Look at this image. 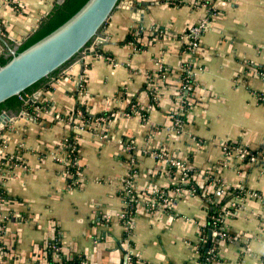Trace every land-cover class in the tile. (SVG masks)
I'll return each mask as SVG.
<instances>
[{
	"label": "crops",
	"instance_id": "obj_1",
	"mask_svg": "<svg viewBox=\"0 0 264 264\" xmlns=\"http://www.w3.org/2000/svg\"><path fill=\"white\" fill-rule=\"evenodd\" d=\"M123 1L132 4L113 11L99 52L85 54L82 69L73 62L34 92L48 111H21L0 129V155L18 161L0 169L6 195L0 213L7 215H0V264H45L52 241L60 244L59 253L80 256L85 264H128V256L137 264H200L196 245L208 203L184 192L169 209H152V191L166 190L175 175L167 162L145 152L148 147L185 162L200 187L211 173L224 185L246 188L224 218L231 240L218 244L211 264H264V202L253 196L264 195V159H228L220 147L221 141L239 142L264 155V101L257 99L264 92V0ZM57 2L16 0V7L0 0V36L21 45ZM209 5L217 13L199 47L187 53L184 32L207 16ZM128 34L135 41H126ZM3 40L0 54L7 50ZM158 62L171 75L153 103L144 86ZM186 62L195 77L181 89L178 76ZM76 102L91 114H112L107 138L93 120L80 129L77 120L73 126L66 119ZM180 104L183 125L175 131L170 127ZM129 140L138 197L130 230L119 216ZM68 156L77 162L74 175L61 161ZM211 190L207 184L204 193Z\"/></svg>",
	"mask_w": 264,
	"mask_h": 264
},
{
	"label": "water",
	"instance_id": "obj_2",
	"mask_svg": "<svg viewBox=\"0 0 264 264\" xmlns=\"http://www.w3.org/2000/svg\"><path fill=\"white\" fill-rule=\"evenodd\" d=\"M58 0L57 3H62ZM131 1L65 0L54 17L44 19L21 45L0 54V129L20 111L23 102L73 62L83 68V56L94 53L95 38H104L103 29L113 11L128 8ZM82 74L78 84L81 83ZM37 97L32 95L31 100Z\"/></svg>",
	"mask_w": 264,
	"mask_h": 264
},
{
	"label": "built area",
	"instance_id": "obj_3",
	"mask_svg": "<svg viewBox=\"0 0 264 264\" xmlns=\"http://www.w3.org/2000/svg\"><path fill=\"white\" fill-rule=\"evenodd\" d=\"M7 2L16 3V0H6ZM169 1V0H168ZM226 0L221 1V3ZM197 4V3H195ZM217 13V9L214 6L209 5L208 6V14L206 17L202 18L197 23L191 25L186 29L183 35V47L185 52L187 53H194L196 49L200 45V38L202 34L207 30L210 18L211 16L215 15ZM106 40V37L104 35V38L98 37L95 38L92 44L89 46L92 48H96L100 43ZM106 59L108 61H112L110 57L106 56ZM158 67L154 72L148 73L146 75V83H148V93L150 95V98L153 103H156L159 98V89L160 84L162 81L168 79V77L171 75V71L169 68L163 67V65L158 62ZM195 77V73L190 65V63H184L182 66V71L180 75L178 76V81L180 82L181 89H186L192 82V80ZM34 94V93H33ZM31 94L28 98L31 99ZM27 98V99H28ZM257 99L259 101H264V92L257 93ZM26 101V100H25ZM183 110L184 105L180 104L178 109L175 111V116L172 118V126L170 129L178 131L182 125H183ZM32 111L34 112V115L37 116L41 112H47L48 108L44 105L36 104L33 105ZM137 112V111H135ZM129 114V112L125 113V115ZM112 114L109 116H101L95 118L93 121L95 122V126H98L102 128L100 130L99 134L101 138H107L108 134L105 132V127L107 123L109 122ZM76 120L79 122L77 123V126L81 128L86 127V125L92 124L93 121L86 122L84 119H81L82 112L80 110H77L76 113ZM55 118H59V114H55ZM85 125V126H84ZM74 126V125H73ZM75 128V127H73ZM77 128H75V131ZM1 146V144H0ZM220 147L222 149L223 155L225 158L228 159H235L238 161L247 162L249 164H257L260 162V160L264 159V155L260 152H252L249 151L244 146H232L230 145L229 141H221ZM124 150L129 154V163H130V171L128 174L122 179L121 187H120V196L122 199V209L119 213L120 218L122 219V222L124 224V227L128 230H130L133 226V215H134V206L133 203H137V193L135 191V188L133 186V179L136 174V168H135V158L133 156H130L131 153L134 152V145L132 144V141L129 140L125 144ZM145 152H148L152 154L155 158L159 160H163L169 164L168 167L175 168V173H173L175 176V188L174 189H154L152 191V202L150 203V207L152 209L161 208L164 207V209H169L171 207V204L173 201L177 200L182 193L187 192L190 194H197L196 188H194L192 185L189 187H183L182 184H187L189 182L187 171L190 168L185 162L172 159L169 157L168 153L164 148H152L148 147ZM0 169H10L13 166H16L18 163L17 159L13 155H0ZM63 166H65L69 173V167L74 168L73 175L75 173H78V168L76 166V160L72 159V157L68 156L67 158L61 160ZM72 175V176H73ZM207 179L209 177L215 176L214 174L208 173L206 174ZM213 179H217L216 177ZM218 180V179H217ZM73 181H76L74 179ZM219 194H224L225 189L228 188V185H224L222 182L219 183ZM3 192V191H2ZM135 192V193H134ZM2 193H0V208L4 205L5 199L1 196ZM207 194V193H205ZM253 196L258 198L259 200L264 202V195H259L258 193H253ZM241 197L238 195H235L233 198L230 199L228 202L229 206L226 208H222L221 212L218 213L217 216H213V225L211 230L209 231L210 239L214 242L212 246L209 247L207 250V256L205 258L204 264H211L214 259L217 256V248L218 243L226 242L231 240V236L228 234L226 227L224 225V218L225 216L230 212V209L232 206L238 205V201H240ZM230 208V209H229ZM0 215L3 218H6L7 215L0 213ZM200 242V241H199ZM199 243H197L196 248L198 251ZM50 249L58 255L59 251L61 250L60 244L58 242H54L51 244ZM134 259L132 256L127 257V263L133 264ZM136 261V260H135Z\"/></svg>",
	"mask_w": 264,
	"mask_h": 264
},
{
	"label": "trees",
	"instance_id": "obj_4",
	"mask_svg": "<svg viewBox=\"0 0 264 264\" xmlns=\"http://www.w3.org/2000/svg\"><path fill=\"white\" fill-rule=\"evenodd\" d=\"M64 2H65V0H63L62 3H56L53 6V8L50 11V13L45 18H43L42 21L44 19L50 20L52 17H54V15L56 14V12L59 10V8L62 6V4ZM169 2L171 4H174V5L181 3L180 0H169ZM10 4L17 7V5L15 3L11 2ZM0 28H1V25H0ZM34 31H32V33ZM153 31L157 32V30H155V29H153ZM32 33H30L29 36H31ZM154 34H156V33H152V36ZM130 40L135 41V37L130 35V34H128L126 36V41H130ZM95 50L97 52H99L98 48H95ZM163 67H165V66H163ZM166 81L167 80H164V81H162V83L163 82L167 83ZM148 85H149L148 83H145V86H144V88L147 91H149ZM33 93H31V94H33ZM18 98L23 102V104L20 106L19 113L21 111H24V110L32 112L33 105H36V104L43 105L44 104V103H41V101H39L37 98L33 99V100L28 98L26 101H24L20 96H18ZM77 110H80L82 112V116L83 117L81 119H84L85 121H92V120H94L97 117L109 116L110 115L109 112L91 114L90 112H88L86 110V106H84L83 104H80L79 102H76L75 105H74V108L72 109V111L70 112V114L66 118L67 120H70L73 125L75 124V120L77 118L76 117ZM142 113H143L142 115H145V112L142 111ZM173 116H175V115H173ZM182 119H183V117H182ZM0 144H2V140H0ZM230 145H232L234 147L242 146L241 143H239V142H230ZM1 159L2 158H0V160ZM174 169L175 168L171 167L170 171L175 173ZM187 174H188L189 182L187 184H182V186L183 187H189L190 185H192L194 188H196V193L198 195H200L204 199V201H206L208 203V206H207V225L203 229V234H202V237H201V241L199 242V246H198L199 262H200V264H204L205 258L207 256V254H206L207 250L214 243L210 239V236L208 234L209 231L212 228V225H213L212 217L213 216H217L218 213L221 212L222 208H226L228 202L230 201V199L233 198L235 195H238L240 197L243 196L246 188L244 186H241V185L237 186V187L229 186L228 188L225 189V191H224L225 193L220 196V194L218 192H219V188H220L219 183L221 181L217 180V179H213V177L215 178L216 176L209 177L207 179V182L205 183L204 187H200V186H198L195 183L194 171H193L192 168L188 169ZM207 184L209 185V187H211L212 190H211V192L205 194L204 193V188H205V186H207ZM174 188H175V184H171L167 189L171 190V189H174ZM167 189H166V192H167ZM0 193H2L1 194L2 198L6 199L5 193H3L1 189H0ZM215 195H217L218 198L215 199ZM133 206H134V209H135L136 203H133ZM52 243H54V242L52 241L49 244L48 252L46 253L47 256H46V259H45V261H46L45 264H85V261H84V259L82 257H80V256H75V257H72V258L71 257H65L63 254H61V252L59 253L58 258L54 259L53 256H52V252H51L52 250L50 249V246H51ZM133 264H137L135 259H134V263Z\"/></svg>",
	"mask_w": 264,
	"mask_h": 264
}]
</instances>
